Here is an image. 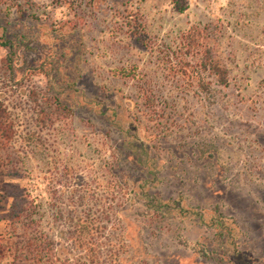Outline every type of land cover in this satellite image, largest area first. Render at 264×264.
Instances as JSON below:
<instances>
[{"label":"rangeland","instance_id":"obj_1","mask_svg":"<svg viewBox=\"0 0 264 264\" xmlns=\"http://www.w3.org/2000/svg\"><path fill=\"white\" fill-rule=\"evenodd\" d=\"M192 27L228 87L187 56ZM6 40L3 237L25 192L55 264L88 256L79 221L96 264H264V0H0Z\"/></svg>","mask_w":264,"mask_h":264},{"label":"trees","instance_id":"obj_2","mask_svg":"<svg viewBox=\"0 0 264 264\" xmlns=\"http://www.w3.org/2000/svg\"><path fill=\"white\" fill-rule=\"evenodd\" d=\"M177 10L184 12L187 10V4L183 2L177 3ZM208 35L207 28L192 27L183 37V46L187 50V56L200 66L202 72L209 73L216 84L220 87L229 86L228 70L219 57L212 55L210 51L205 49V43ZM9 58L15 55L14 46L6 40L0 44ZM12 69V67H11ZM201 92L208 93V85L204 82H198ZM63 108V106H62ZM15 137L14 127L9 118L7 109L0 100V173L2 170L8 169L6 175L17 176L19 172L14 163V158L10 153V148ZM8 163L10 168H8ZM13 203L8 218V237L5 238L0 234V264H55V251L53 242L49 236L40 232L37 223L36 207L33 202L28 199L27 193L18 192L12 196ZM89 234H93L92 226L88 223L77 222L73 226V240L75 245L81 251L88 253L83 262L80 264H96L95 254L89 255L88 240ZM93 246V245H92ZM92 249V248H90ZM95 253V251H93ZM69 264V263H68Z\"/></svg>","mask_w":264,"mask_h":264}]
</instances>
